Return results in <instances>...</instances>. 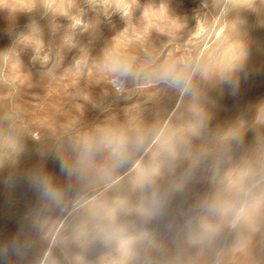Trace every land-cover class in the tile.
Returning <instances> with one entry per match:
<instances>
[{
  "label": "rangeland",
  "instance_id": "1",
  "mask_svg": "<svg viewBox=\"0 0 264 264\" xmlns=\"http://www.w3.org/2000/svg\"><path fill=\"white\" fill-rule=\"evenodd\" d=\"M0 53V264H264V0H0Z\"/></svg>",
  "mask_w": 264,
  "mask_h": 264
},
{
  "label": "clouds",
  "instance_id": "2",
  "mask_svg": "<svg viewBox=\"0 0 264 264\" xmlns=\"http://www.w3.org/2000/svg\"><path fill=\"white\" fill-rule=\"evenodd\" d=\"M118 11L122 14V16L128 15V12H123L121 10H118ZM35 47H36V45H35ZM36 49H37V47H36ZM0 55H3V53H0ZM246 57H247V52L244 50L243 45H240V53L238 56L237 67H240L242 65V63ZM18 63L20 64L19 60H18ZM195 111L199 115L200 119H199V122L197 124L192 125L189 129V131L193 135L199 134L200 129L202 127H204L205 121L208 118L207 114L202 109L196 108ZM255 121H256V123H264V102H262L257 107V115L255 118ZM245 123L246 122L243 119L237 118V120L234 122V124H232L231 126H229L225 130L224 136L222 137V139H238L242 135V132H243L244 127H245ZM102 144L109 151L112 160L117 161V162L122 160L124 153L126 151V148H127V144H126V141L124 139H122V138H105L102 141ZM16 151H17V153H19L20 151H22V149L19 146H17ZM92 165H93L92 149H91V147L86 146L85 152L82 155V157L80 158L78 167H79V169L84 170V169L91 167ZM157 172H158L157 169H152L151 171L142 172L137 177L135 183L138 186L150 184L153 181L154 177L157 175ZM34 183H36L39 186V188L42 191L44 196H46L50 199H53V200H58L60 198V194H59L58 190L54 189L50 185L49 180L39 179V180L34 181ZM182 184H183V181H181L179 184H177L176 188L178 189V188L182 187ZM158 203H159V198L155 193H153L152 208L147 209V210H142V212L144 214H151L152 209H154V207ZM201 228L206 233H211L212 231H214L213 227L206 222L201 224Z\"/></svg>",
  "mask_w": 264,
  "mask_h": 264
},
{
  "label": "snow or ice",
  "instance_id": "3",
  "mask_svg": "<svg viewBox=\"0 0 264 264\" xmlns=\"http://www.w3.org/2000/svg\"><path fill=\"white\" fill-rule=\"evenodd\" d=\"M127 243H128V242H127V241H125V242H124V244H122V247H123V248H126V246H127Z\"/></svg>",
  "mask_w": 264,
  "mask_h": 264
},
{
  "label": "bare ground",
  "instance_id": "4",
  "mask_svg": "<svg viewBox=\"0 0 264 264\" xmlns=\"http://www.w3.org/2000/svg\"><path fill=\"white\" fill-rule=\"evenodd\" d=\"M204 3H205V1H204ZM206 4V3H205ZM210 75H211V73H210ZM212 81V80H211Z\"/></svg>",
  "mask_w": 264,
  "mask_h": 264
}]
</instances>
